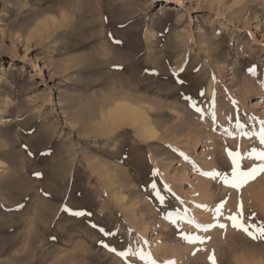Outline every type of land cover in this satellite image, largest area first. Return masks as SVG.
<instances>
[{
  "label": "rangeland",
  "instance_id": "374dc122",
  "mask_svg": "<svg viewBox=\"0 0 264 264\" xmlns=\"http://www.w3.org/2000/svg\"><path fill=\"white\" fill-rule=\"evenodd\" d=\"M0 73V264H150L117 255L129 248L165 264L181 245L179 264H207L218 226L168 213L227 227L238 203L260 220L245 190L264 186V172L239 191L203 173L231 175L225 149H264L236 129L264 120V0H0ZM114 94L145 99L152 144L142 128L91 133ZM258 163L245 156L241 167Z\"/></svg>",
  "mask_w": 264,
  "mask_h": 264
},
{
  "label": "bare ground",
  "instance_id": "6f19581e",
  "mask_svg": "<svg viewBox=\"0 0 264 264\" xmlns=\"http://www.w3.org/2000/svg\"><path fill=\"white\" fill-rule=\"evenodd\" d=\"M53 11H54V9H52V11H50V12L53 13ZM60 12H61V14L64 15V17L62 19H64V18L67 19L68 18V17H65V15L67 14L66 12H64V11L63 12L60 11ZM66 16H68V15H66ZM62 19H61V21H62ZM48 20H50V19H48ZM64 22H65V20H64ZM44 23H47V22H44ZM44 23H42V24H44ZM61 23H59V24L61 25ZM41 27L45 28L44 26H41ZM36 31H38V30H36ZM49 31H50V29H49ZM35 33H33V34H35ZM32 36H34V35H32ZM32 36H30L26 40L29 42L30 40H32L31 39ZM135 65H137V64H135ZM130 68H133V67L131 66ZM135 70L132 71V72H135ZM122 71L124 72V70H122ZM1 80H2V75L0 73V82H1ZM1 87H2L1 88L2 89V92H4L6 90V87L7 86L6 85H4V86L1 85ZM144 104H145V99L144 100L139 99V98L137 99L136 96L134 98L132 96H129V94L127 96L121 95V94H114L113 96H111L110 98H108L107 101L103 105L101 104L102 105V107H100L101 111L99 109L100 114L99 115L97 114L98 116H100L99 117L100 118V124L97 123L98 126L95 129L90 130L91 133L93 135L97 136V137L98 136L99 137H102V136H105V135L114 133L115 134L114 138H116L117 135H120L122 133H125V132L129 131L128 128H132L134 130H138V129H141L142 128L140 130V136H139L142 139L141 138L140 139L142 140L143 143L144 142H147V144H152L154 142V136H155L156 133L154 131V127L152 126V124H153V122L151 121L152 119L150 120V117L151 116H150L149 112L144 109L145 106L143 107ZM91 115L92 114H90V120H91ZM95 117H97V116L95 115ZM253 124L254 123L250 121L248 123L245 122L242 125H243V128H247V126L249 127L250 125H253ZM88 128H89V126H88ZM87 133H89V131ZM91 133H90V135H91ZM257 139H258V137H257ZM202 145H204V143H202ZM136 148H138V145L135 147V149ZM262 176H263V174L260 177H262ZM263 180H264V176H263ZM258 181H260V180L258 179ZM114 182H113V184H114ZM121 182L122 181H120V182L117 181V184L118 183L120 184ZM263 182L260 181V183H263ZM253 183L254 184H257V182H255V181ZM249 184H252V182L249 183ZM252 185L251 186L249 185V186L252 187V188L254 187V191H251L252 189H250V187L247 188L245 191L248 192V196L250 198H255V200L257 199L256 201H258L259 214H260L258 217H259L260 220H257L256 219L257 220L256 221V220L253 219V216L251 215V213H252L251 210H247L245 208L242 211H243V215L245 216V219L248 220L246 223H253V222L255 223L256 222V224H259L261 222H264V186H262V187L259 186L258 187L256 185L255 186H252ZM261 185H263V184H261ZM243 187H246V186H243ZM235 202H236V199H235ZM235 205L236 204H234V206H232V210L233 211H237V208L238 207L236 208V206L239 205V204L237 203V205L236 206ZM243 206H244V204L242 205L241 208H243ZM248 206H250V205H248ZM230 214H232V213L230 212ZM250 217H251V219H249ZM230 223L228 222L227 227L224 228V229H221L220 227H218V228L216 227L217 228V231L215 233H217V235L215 234V237L213 238L214 240H212L213 243H211L210 247L207 248L206 256L204 257L205 258L204 259L205 261H206V259L208 260V262L206 261V263L207 264H212V262L209 260V256L212 255L215 258L216 264H254V262L256 260H259V262L255 263V264H264L262 262V260H264V241H258V240L257 241H254L251 238H249L243 231H242V234H241V232L240 233H235V232L233 233V231L232 232L229 231L228 230L229 229L228 227L230 226ZM70 236H73V235H70ZM64 237H66V236H64ZM69 238L71 239V241H73L72 240V237H69ZM63 239L64 238H62V240ZM56 241L58 243V241H60V240H55V242ZM66 241H67V239H66ZM238 242H241L242 243V246ZM64 243H65V239H64ZM239 246H241V247H243V246L246 247L247 246L249 249L248 248H245V249H248V250H247V252H243V254H242L241 253L242 252L241 251L242 249ZM158 247H156V249L154 251V254H155V252L158 253L159 251H161V246H160V248H158ZM162 248H164V247H162ZM167 248H166V251H168V250L170 251V249L169 248L167 249ZM170 248H171V246H170ZM238 248H240L241 250L238 249ZM164 250H165V248H164ZM172 250H171V253L170 252L168 253V254H170L169 256L175 257L176 259H178L179 260L178 262L175 261V262H177V264H179V262H181V260H182V263L183 262L185 263V261L187 260V249L185 247L183 248V246L181 245L179 247L176 246V248L173 251ZM235 250H237V251H235ZM249 250H251V251H249ZM252 250H254V251L256 250L255 251L256 253L254 251H252ZM239 251H241L240 252L241 253L240 255L238 254ZM257 251H259V253ZM61 254H62V252H61ZM231 254L235 255L236 257L234 256V258L232 257L231 260H228V258H226V257L227 256L230 257ZM163 255H164V253H163ZM45 256H46V254H45ZM156 256H158V255H156ZM156 256L154 255V258H156ZM43 258H44V260H43L42 263H44V261H45L44 255H43ZM46 259H48V258H46ZM64 264H66V263H64Z\"/></svg>",
  "mask_w": 264,
  "mask_h": 264
},
{
  "label": "snow or ice",
  "instance_id": "6c2138e0",
  "mask_svg": "<svg viewBox=\"0 0 264 264\" xmlns=\"http://www.w3.org/2000/svg\"><path fill=\"white\" fill-rule=\"evenodd\" d=\"M251 36V33H249ZM119 43V42H117ZM250 72L255 71L254 68L249 69ZM214 79V77H213ZM202 94V93H201ZM198 112L201 111L199 108L196 109ZM260 129L258 132H245L243 125L240 123L239 119H237L236 122V129L239 130V133L244 136L253 137L256 136L259 139V142L261 145H264V120L260 121ZM225 131H228L227 129ZM229 135H232L233 133L228 131ZM227 152V156L231 162V175H227L224 172H206L203 173V175L209 176L212 179H216L219 177L223 183L227 186H230L232 188H235L239 191L241 187H243L245 184L248 183V181L254 179L257 175L264 172V149H257L252 148L249 152H246L244 155L241 154L239 150L233 152L228 149H225ZM247 156L248 158H255L256 160L260 161V163L256 164L255 166L248 168L247 170H242L241 167V161ZM35 175L39 176V173H36ZM156 185L153 184L152 188L155 189ZM157 196L161 199V202H163V197L159 196V193H157ZM226 201H221L219 204L216 205V207L212 210L214 212V219H219V217L223 214L224 204ZM198 207H204L206 208V205H199ZM66 211H70L69 209H65ZM75 216H84V215H91V213H85L84 211H75L71 213ZM176 216L178 219H187L188 223L193 224L197 229L203 230L207 232L209 229L213 227H220L221 229L226 228L225 224H200L196 222L194 219H191L187 216V210H185V214L181 215L179 212L173 214L168 213L167 218L172 223H177V219H173V216ZM255 215L254 213L252 214ZM243 217V211L242 208L238 207V210L236 213H232L229 216L226 217V219L231 221L232 227L238 231H243L249 238H251L254 241H264V222H261L259 224L256 223H243L242 222ZM251 219V217L249 218ZM93 227H97L96 225H93ZM101 232H104L105 230L103 228L100 229ZM105 235H111V233L105 232ZM184 239L189 243H195L197 241L203 242L204 238L198 235H184ZM105 247H109L108 245H105ZM110 251L116 252L115 248H109ZM129 254L137 255L141 259H148L150 261V264H157V262L153 259H151L150 254L146 257L145 253L143 251H136L132 252V249H128L126 251H120L117 252V255L121 257H127ZM209 260L212 262V264H216L214 256L210 255ZM165 264H175L174 261H166Z\"/></svg>",
  "mask_w": 264,
  "mask_h": 264
}]
</instances>
